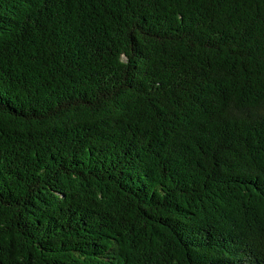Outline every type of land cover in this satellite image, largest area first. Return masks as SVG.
<instances>
[{"label": "trees", "instance_id": "1", "mask_svg": "<svg viewBox=\"0 0 264 264\" xmlns=\"http://www.w3.org/2000/svg\"><path fill=\"white\" fill-rule=\"evenodd\" d=\"M0 264H264V0H0Z\"/></svg>", "mask_w": 264, "mask_h": 264}]
</instances>
